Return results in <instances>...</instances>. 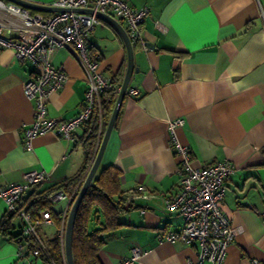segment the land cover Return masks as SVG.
Instances as JSON below:
<instances>
[{
    "label": "crops",
    "instance_id": "1",
    "mask_svg": "<svg viewBox=\"0 0 264 264\" xmlns=\"http://www.w3.org/2000/svg\"><path fill=\"white\" fill-rule=\"evenodd\" d=\"M27 1L53 6L54 0ZM126 1L150 10L141 25L146 47L138 44L133 49L134 70L128 85L139 93L126 92L94 176L114 165L121 171L123 191L142 185L147 192L168 197L180 186L181 157L174 151L178 144L187 147L193 167L229 161L234 170L225 180L220 206L239 232L227 246L222 264L264 262V216L260 214L264 208V0ZM26 9L43 15L55 12ZM87 44L91 55L99 57L98 71L103 76L110 78L126 69L124 42L109 22L100 20ZM51 64L61 68L67 79L48 96L47 115L68 119L83 107L87 75L67 47L53 52ZM35 73L30 60H19L11 48L1 51L0 188L23 183V174L36 169L48 173L38 189L43 190L73 175L83 161L78 143L82 126L70 139L48 132L34 137L31 149L25 148L23 130L34 117L35 102L25 94L24 83ZM177 118L184 123L172 132L169 121ZM105 127L101 121V137ZM71 198V193L60 199L54 195L51 211L67 216ZM138 204L121 213L120 227L103 235L102 263L118 264L134 244L143 250L134 264L195 261L194 245L162 238L180 230V214L155 202ZM6 210L0 198V225ZM12 225L13 232H21L17 217ZM61 228L53 224L39 232L49 240ZM0 264H27L19 257L18 242L1 230ZM32 264L43 263L33 259Z\"/></svg>",
    "mask_w": 264,
    "mask_h": 264
},
{
    "label": "built area",
    "instance_id": "2",
    "mask_svg": "<svg viewBox=\"0 0 264 264\" xmlns=\"http://www.w3.org/2000/svg\"><path fill=\"white\" fill-rule=\"evenodd\" d=\"M53 6L69 10L43 15L31 13L14 2L0 0V53L4 48H11L19 60H30L36 67L35 78L24 83L25 94L35 102L34 117L23 130L26 149L32 148L34 137L48 132L70 139L77 128L90 118L95 108L101 114L100 94L113 86L110 78L98 71L99 57L91 55L88 50L87 37L100 22L95 12L110 14L117 20L124 21L132 46L140 44L146 47L141 36V25L150 13L148 6L134 8L126 0H54ZM77 8H91L94 12L72 10ZM12 31L16 32L15 36L10 35ZM59 47H67L79 60L87 75L88 84L83 107L68 119L52 118L47 115L46 109L48 96L59 90L67 79L61 68L51 64L52 54ZM115 88L118 92L120 86ZM126 92L132 95L139 93L133 87H128ZM183 123L182 118L170 120L169 129L174 132L175 128ZM174 151L181 157L180 186L175 194L168 197L159 196L147 192L144 186L139 185L136 189L128 191L125 196L128 201L155 202L163 210L180 214L183 222L180 230L166 233L162 238L170 243L179 241L194 245L197 249L196 259L189 260L188 264H222L227 246L239 232V228L231 223L220 206L225 194V180L234 167L227 160L193 167L186 146L178 144ZM91 163L92 160L80 180L81 184ZM23 177V183H9L1 187L0 198L7 205L6 212L16 213L21 223L23 241L18 244L19 257L23 258L25 263L32 264L33 259H39V246L43 244L39 229L54 223L49 210H42L38 215L32 216L26 210L18 209L19 200L24 196L25 190L45 182L48 173L31 169L26 171ZM55 197L64 198L66 194L59 191ZM260 214L264 216V208ZM65 220L64 214L62 228L57 234L62 241ZM32 242L35 245H32ZM142 253V248L134 244L130 253L118 264H134ZM251 263L264 264L257 259H252Z\"/></svg>",
    "mask_w": 264,
    "mask_h": 264
},
{
    "label": "trees",
    "instance_id": "3",
    "mask_svg": "<svg viewBox=\"0 0 264 264\" xmlns=\"http://www.w3.org/2000/svg\"><path fill=\"white\" fill-rule=\"evenodd\" d=\"M137 47L138 44H135L133 49ZM124 71L125 68L122 67L114 73L110 77L113 87L101 92V114L95 108L90 118L82 125L83 133L78 143L82 146L84 156L79 170L62 182L43 190H38L40 184L35 185L34 191L29 197H21L18 209H24L32 216L38 215L42 210H49L53 223L57 227L62 226L63 218L51 211L52 197L60 190L69 194L76 189L71 198V206L80 189V180L92 160L97 144L101 140L100 123L102 121L106 124L109 119L117 96L115 87L120 86ZM120 177V169L114 165H108L93 177L91 184L86 189L78 207L72 230L71 247L74 264H103L99 257V251L104 244L103 235L121 226L118 220L121 213L141 206L138 202L127 200L125 196L127 191L121 189ZM15 217L16 213L6 212L0 230L5 234H11L19 244L23 240L20 231L19 233L13 232L12 220ZM41 238L43 244L39 246L40 261L43 264H67L64 244L59 236L56 235L49 240ZM32 245H35L34 242Z\"/></svg>",
    "mask_w": 264,
    "mask_h": 264
},
{
    "label": "water",
    "instance_id": "4",
    "mask_svg": "<svg viewBox=\"0 0 264 264\" xmlns=\"http://www.w3.org/2000/svg\"><path fill=\"white\" fill-rule=\"evenodd\" d=\"M5 1H11L16 3L17 5L23 7V8H34L38 10H52V11H63V10H69L68 8H61L57 6H48L45 4H38L34 2H30L27 0H5ZM73 11L76 12H83V13H93V9L91 8H77V9H72ZM95 14L101 19L109 22L115 29L116 31L120 34L125 48H126V54H127V63H126V69L124 72V76L122 79V82L120 84V88L117 92L116 100L114 103V106L112 108L111 114L109 116V119L106 123V127L104 132L102 133L101 140L98 144V146L95 149V152L92 156V163L91 166L86 173L83 182L80 186V189L73 200L67 216L65 220V226H64V238H63V244H64V254H65V259L67 264H74L73 257H72V247H71V240H72V230H73V224L75 220V216L78 210V207L80 205V202L86 192V189L88 186L91 184L92 179L99 167V164L101 162V158L103 156L108 138L110 136V133L114 127L115 121L117 119L118 113L120 111L121 104L123 102V99L126 94V90L128 88L132 72L134 70L133 67V46L131 44V41L127 35V32L125 28L122 26L119 20L114 18L110 14L102 13V12H95ZM34 191V188H27L25 190V197H29Z\"/></svg>",
    "mask_w": 264,
    "mask_h": 264
}]
</instances>
